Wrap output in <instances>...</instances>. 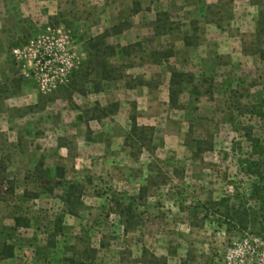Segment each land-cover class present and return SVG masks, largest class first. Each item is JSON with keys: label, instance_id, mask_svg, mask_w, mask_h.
<instances>
[{"label": "rangeland", "instance_id": "374dc122", "mask_svg": "<svg viewBox=\"0 0 264 264\" xmlns=\"http://www.w3.org/2000/svg\"><path fill=\"white\" fill-rule=\"evenodd\" d=\"M237 1L206 6L204 0H35L31 7L39 13L33 12V22H24L22 34L12 13L2 19L17 33L15 50L9 53L18 78L34 94L68 96L70 106L88 80V39L105 31L115 54L124 55L121 48L131 46L130 55L140 58L114 59L116 70L152 62L153 53H170L171 47L182 58L186 54L178 42L185 38L197 49L209 22L237 37L244 58L240 63L209 57L200 71L197 64L178 69L193 80L183 79L176 108L159 101L144 148L139 151L137 143H130L125 160L111 171L65 181L57 178L59 167L52 173L41 160L31 171L9 172L15 160L0 156L6 169L0 180V232L14 246L13 258L0 264H67L69 258L87 256L96 264H227L231 251L244 241L258 254L252 264L264 258V106L258 105L264 100L259 56L264 38L235 28ZM252 1L260 5L261 24L264 0ZM160 14L168 30L163 38L154 30ZM43 43H63L72 62L68 82L44 94L30 76L33 55ZM67 182L83 188L76 217L66 215L61 203ZM121 208L131 213L126 226L117 213ZM16 216L27 219L29 227L10 231Z\"/></svg>", "mask_w": 264, "mask_h": 264}, {"label": "crops", "instance_id": "0c3cea01", "mask_svg": "<svg viewBox=\"0 0 264 264\" xmlns=\"http://www.w3.org/2000/svg\"><path fill=\"white\" fill-rule=\"evenodd\" d=\"M0 1V156L13 157V162L15 160L13 166H7L9 172L31 171L40 160L44 167L52 168V173L59 167L63 177L57 178L63 180L82 173L111 171L112 167L120 166L125 160L124 156H127L125 138L131 127L130 117H135L139 127H153L159 101L169 109L171 71L185 70L192 64L199 65L197 71H200L209 57H230V60L240 63L244 58L237 37L227 35L220 27L209 22L203 25L205 27L197 49H192L194 45L185 38L178 42L186 54L182 58L177 57L174 47H171V55L166 59L156 56L152 62L116 70L111 63L114 59L139 61L140 58L130 55V46L124 55H106L105 70H100L94 67L93 55H90L87 58L90 70L84 72L88 80L81 87L85 91L79 92L77 100L73 99L75 106H70L67 104L68 96H59L56 92L46 96L34 94L36 92L26 87L28 82L18 78V66H15L9 53L15 50L13 44L17 33L10 30L12 23L9 20L2 19H8L12 13L14 26L21 29L25 21L33 22V12L39 13L31 7V2L35 0ZM218 1L204 0L206 6ZM236 3L235 28L240 33L248 29L249 34H254L260 5L252 0H239ZM239 9L240 12L237 11ZM195 10L199 12L201 8ZM24 32L21 29V34ZM156 33L163 38L168 30ZM172 44L177 49V43L173 41ZM66 215L76 217L78 212ZM145 263L141 261V264Z\"/></svg>", "mask_w": 264, "mask_h": 264}, {"label": "trees", "instance_id": "16d2710c", "mask_svg": "<svg viewBox=\"0 0 264 264\" xmlns=\"http://www.w3.org/2000/svg\"><path fill=\"white\" fill-rule=\"evenodd\" d=\"M139 5L135 3V7H134V13H137L139 11ZM161 15H158L155 22H154V30L156 32L159 31V33H165V27L164 24L162 22L161 19ZM261 16H263L261 18V24L262 26H260V21L257 19L256 22V28H255V36L257 38H264V13H260ZM259 15V16H260ZM116 29V28H115ZM115 29H113L112 31H114ZM119 32H113L114 35L118 34ZM110 32L106 31L103 34L99 35L98 37L88 41L87 43V49L89 51V55H93V65L95 68L100 69V70H105V66H106V62L104 60V57L108 54L113 55L115 53V48H113L112 46L108 45L105 42V39L107 37H109ZM186 40V39H185ZM188 42V41H187ZM186 45V44H185ZM128 48H121V52L125 53V51H127ZM153 57L155 58L156 56H161V59L164 58L166 59L167 57H169L171 55V53H167V52H160V53H153L152 54ZM259 56L261 58L262 61H264V50H260L259 51ZM92 62V61H91ZM184 78H188L186 81L187 82H192L193 77L192 76H187L186 74H182L180 72L177 71H171L170 73V82H169V107L170 108H176L177 104H178V98H179V94H181L182 89H183V84L186 83L185 80H183ZM258 101V100H257ZM262 105L264 106V100L260 99V101L258 102V105ZM116 109V108H115ZM130 121H131V127L129 130V133L127 135V137L125 138V147L126 146H130V143H137L138 147H139V151H141L142 148H144L145 142L148 141V136L146 135V132L148 131H152V128L149 127H139L136 124V119L134 116L130 117ZM258 148V146H256ZM257 163L254 164V166H256ZM59 171V176L63 177L60 170ZM5 173V169L2 168V165L0 164V180L2 179V175H4ZM10 192H13L12 187L9 188ZM82 186L79 184H69L65 190V194L61 197V201L63 202V205L65 206L66 210H67V214L70 215H75L76 214V210L78 208V206L80 205V199H81V195H82ZM77 193V196H75ZM36 196H34L33 199H35ZM76 197V198H75ZM118 215L121 217L122 219V224L123 225H128V216L131 214L130 211H126L124 210V208H121L120 210H118ZM13 226L10 227V231L15 232L20 228H28L29 227V221L25 218L22 217H15L13 219ZM58 231H60V227L57 228ZM7 235L3 232H0V261L2 260H6V259H11L13 258L14 255V246L12 244H8V242L6 241L7 239ZM54 245H52L51 247H53ZM88 251V250H87ZM91 254H96V251L94 250H90ZM90 254V255H91ZM154 260L156 259L155 257H153ZM67 264H96L94 261V257H85V258H79V259H74V258H69L68 260H66Z\"/></svg>", "mask_w": 264, "mask_h": 264}, {"label": "built area", "instance_id": "2783aa9c", "mask_svg": "<svg viewBox=\"0 0 264 264\" xmlns=\"http://www.w3.org/2000/svg\"><path fill=\"white\" fill-rule=\"evenodd\" d=\"M63 43H51L40 46L33 55L31 78L41 93H49L55 88L65 85L70 76L72 62L70 56L64 52ZM231 258L227 264H252L258 254L247 241L231 251ZM264 257V255H262ZM264 264V258L256 261Z\"/></svg>", "mask_w": 264, "mask_h": 264}]
</instances>
